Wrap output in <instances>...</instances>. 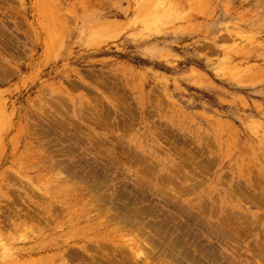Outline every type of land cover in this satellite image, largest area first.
<instances>
[{"label":"rangeland","instance_id":"1","mask_svg":"<svg viewBox=\"0 0 264 264\" xmlns=\"http://www.w3.org/2000/svg\"><path fill=\"white\" fill-rule=\"evenodd\" d=\"M264 264V0H0V264Z\"/></svg>","mask_w":264,"mask_h":264},{"label":"flooded vegetation","instance_id":"2","mask_svg":"<svg viewBox=\"0 0 264 264\" xmlns=\"http://www.w3.org/2000/svg\"><path fill=\"white\" fill-rule=\"evenodd\" d=\"M88 262H85L84 264H87ZM74 264H82V262H77V263H74Z\"/></svg>","mask_w":264,"mask_h":264}]
</instances>
